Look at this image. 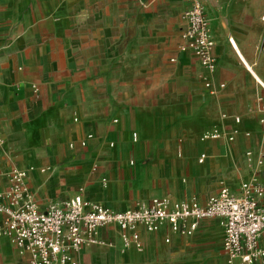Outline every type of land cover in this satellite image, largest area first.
Masks as SVG:
<instances>
[{
    "label": "crops",
    "instance_id": "obj_1",
    "mask_svg": "<svg viewBox=\"0 0 264 264\" xmlns=\"http://www.w3.org/2000/svg\"><path fill=\"white\" fill-rule=\"evenodd\" d=\"M110 1L108 13L97 0H0V190L23 172L24 198L40 210L81 194L122 212L155 198L205 203L263 182L264 0ZM194 1L210 22L214 75L181 48ZM208 131L220 139L203 141ZM134 232L141 248L105 227L74 257L206 264L216 240V264H226L221 219L192 233L167 223ZM30 259L0 236V264Z\"/></svg>",
    "mask_w": 264,
    "mask_h": 264
},
{
    "label": "built area",
    "instance_id": "obj_2",
    "mask_svg": "<svg viewBox=\"0 0 264 264\" xmlns=\"http://www.w3.org/2000/svg\"><path fill=\"white\" fill-rule=\"evenodd\" d=\"M184 20L187 27L182 50L190 52L210 75H214L218 66L212 52L215 43L203 5L192 2L184 12ZM205 87L211 93L215 91L209 82ZM220 87L225 88V85ZM240 121L239 117L235 119L237 124ZM216 139H220L217 131H208L202 136L203 141ZM204 158L202 155L200 162ZM26 191L23 172L14 173L11 186L0 190V215L3 217L0 236L13 237L17 248L31 255L29 264H80L75 253L86 244H97L96 234L105 227L120 229L126 247L134 243L141 248L139 234H127L138 225L155 232L167 223L173 232L192 233L200 221L215 218L222 220L224 228L226 264L264 263V181L257 177L243 183L238 193L224 188L205 203L185 200L170 205L167 199L155 198L147 205L122 212L112 211L81 194L67 201L53 202L40 210L24 198Z\"/></svg>",
    "mask_w": 264,
    "mask_h": 264
},
{
    "label": "rangeland",
    "instance_id": "obj_3",
    "mask_svg": "<svg viewBox=\"0 0 264 264\" xmlns=\"http://www.w3.org/2000/svg\"><path fill=\"white\" fill-rule=\"evenodd\" d=\"M110 4H112L110 0H97V10H103V11L106 10V12L109 13ZM112 13H114V9ZM208 251L209 252H208V258L206 264H216V260L222 259L221 258L222 245L217 244L216 240H214V243L208 246Z\"/></svg>",
    "mask_w": 264,
    "mask_h": 264
}]
</instances>
